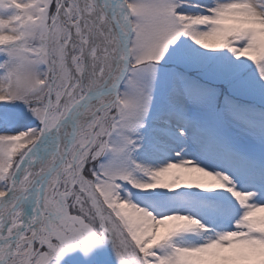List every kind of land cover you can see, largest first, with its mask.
<instances>
[{
  "label": "snow or ice",
  "instance_id": "snow-or-ice-1",
  "mask_svg": "<svg viewBox=\"0 0 264 264\" xmlns=\"http://www.w3.org/2000/svg\"><path fill=\"white\" fill-rule=\"evenodd\" d=\"M0 264H264V0H0Z\"/></svg>",
  "mask_w": 264,
  "mask_h": 264
}]
</instances>
